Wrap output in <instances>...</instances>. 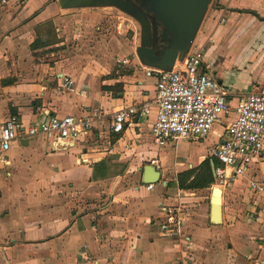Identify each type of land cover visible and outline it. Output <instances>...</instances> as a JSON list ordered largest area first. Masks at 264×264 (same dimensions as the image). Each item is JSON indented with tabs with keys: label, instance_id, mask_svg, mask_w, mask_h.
<instances>
[{
	"label": "crops",
	"instance_id": "crops-1",
	"mask_svg": "<svg viewBox=\"0 0 264 264\" xmlns=\"http://www.w3.org/2000/svg\"><path fill=\"white\" fill-rule=\"evenodd\" d=\"M214 1L191 48L202 50L207 70L229 89L234 105L264 85V0ZM62 9L57 0L0 3V120L16 114L26 126L43 114L83 115L93 108L103 119L65 150L48 152L39 137L12 142L10 163L0 169V264H264V197L248 188L264 166L222 188V221L212 224L210 196L204 188H179L177 174L209 156L222 128L215 138L212 127L194 162L162 178L165 161L175 158L159 157L162 146L150 133L154 106L121 132L109 129L117 109L155 97L137 46L96 35L98 18L82 12L72 14L80 48L64 55L70 29L64 21L59 26ZM45 36L52 43L41 45ZM124 58L129 62L121 63ZM65 78L72 88L62 87ZM153 157L160 179L150 189L141 180L123 186L126 173L110 174L114 166L125 164L128 172L135 164L141 179L140 168ZM160 204L183 208L177 229H161Z\"/></svg>",
	"mask_w": 264,
	"mask_h": 264
},
{
	"label": "built area",
	"instance_id": "built-area-1",
	"mask_svg": "<svg viewBox=\"0 0 264 264\" xmlns=\"http://www.w3.org/2000/svg\"><path fill=\"white\" fill-rule=\"evenodd\" d=\"M6 2L0 0V3ZM120 61L128 63L129 59ZM208 67L204 53L197 48H191L183 61H176L171 69L145 66V75L155 80L152 103L123 105L113 113L109 129L121 132L126 122L137 114L148 116L153 106L150 133L157 146L178 138L203 139L218 123L223 127L222 141L210 148L209 156L218 162L214 175L216 183L224 187L250 167L264 166V85L242 94L232 105L227 99L229 89L211 75ZM72 86L73 80L65 78L62 87L68 89ZM102 119L103 111L93 108L83 115L43 114L25 126L16 114H9L0 120V169L9 165L7 152L21 135L39 137L51 149L65 150L74 140L92 131L94 124ZM149 162L158 166L154 157ZM152 186L153 183L146 184L149 189ZM248 188L264 197V175L249 180ZM160 209L165 216L161 229H177L185 216L183 208L160 204ZM190 247L186 239L185 248Z\"/></svg>",
	"mask_w": 264,
	"mask_h": 264
},
{
	"label": "water",
	"instance_id": "water-1",
	"mask_svg": "<svg viewBox=\"0 0 264 264\" xmlns=\"http://www.w3.org/2000/svg\"><path fill=\"white\" fill-rule=\"evenodd\" d=\"M61 8L113 6L133 17L139 25V44L135 54L140 63L159 69H171L183 61L191 49L201 22L212 0H147L146 8L131 0H57ZM158 37L166 42L157 46ZM214 174L215 164L210 160ZM141 182L156 183L160 171L153 164L141 168ZM210 222L222 221V188L211 187Z\"/></svg>",
	"mask_w": 264,
	"mask_h": 264
},
{
	"label": "rangeland",
	"instance_id": "rangeland-1",
	"mask_svg": "<svg viewBox=\"0 0 264 264\" xmlns=\"http://www.w3.org/2000/svg\"><path fill=\"white\" fill-rule=\"evenodd\" d=\"M56 1V0H54ZM212 5H215V1L212 0L208 6V8ZM61 10V9H59ZM63 13L60 14L61 21L59 26L62 24V21H64V27H67L70 29L68 31V34L66 33L65 36H67V43L63 46L62 54L73 53L80 48V42L78 39H75L73 37V28L74 26H77V22H74L73 26V19L72 14H81L84 12L87 14V17H97L99 20L96 24L97 29L95 30V34H101L104 33V35H108V38L111 36H115L116 39L119 41L124 42V44H127L128 46H137L139 44V25L137 21L129 16L128 14L120 11L119 9L113 7V6H100V7H79V8H66L62 9ZM59 12V11H58ZM61 12V11H60ZM207 12V11H206ZM68 16L70 18L68 19ZM86 17V18H87ZM89 19V18H88ZM80 22V20H78ZM70 22V23H69ZM120 28H117V24L120 23ZM66 23V24H65ZM98 26H101L103 29V32H101L100 29H98ZM200 28V27H199ZM107 30V31H106ZM104 46H106L105 42ZM101 42V44H102ZM93 44V43H92ZM91 46V42H90ZM218 124V123H215ZM213 128L215 130V138H217V133L221 132V128L223 131V127L221 125H213ZM205 139V138H204ZM204 139L200 140H189L185 138H178L174 139L170 142H167L164 146H162L161 151L159 153L160 159L165 156V154L169 157H174L175 159H168L165 161L163 168L165 169L166 174L163 175L162 178L165 180L168 178H172L174 173L177 170H182L186 167V164L189 162H194L199 155L204 151L205 149V142ZM44 142V141H43ZM221 140L218 142L220 143ZM45 143V147L47 148L48 152H55V151H61L60 149H51L50 146H48L47 142ZM127 165H118L114 166L110 170V174H119L121 176L125 175L122 184L123 186H127L128 184H131L134 180V182H140V175L139 171L136 170L135 164L131 166L130 171L125 172ZM109 169L106 170L105 174H108ZM141 174V171H140ZM247 174V173H246ZM248 175H244L240 177V180L246 181ZM213 185H219L216 182L212 183L208 188H204L203 192L206 196H210V190ZM110 187V183H108V188ZM223 188V186H220Z\"/></svg>",
	"mask_w": 264,
	"mask_h": 264
},
{
	"label": "trees",
	"instance_id": "trees-1",
	"mask_svg": "<svg viewBox=\"0 0 264 264\" xmlns=\"http://www.w3.org/2000/svg\"><path fill=\"white\" fill-rule=\"evenodd\" d=\"M264 19V18H261ZM39 41L41 45H47L50 42L49 36H45L44 39ZM36 43L31 44L35 46ZM210 159H213L215 165H218V162L213 157H206L201 161L197 166L181 171L177 174V183L181 189H197V188H207L214 182V176L211 172Z\"/></svg>",
	"mask_w": 264,
	"mask_h": 264
},
{
	"label": "flooded vegetation",
	"instance_id": "flooded-vegetation-1",
	"mask_svg": "<svg viewBox=\"0 0 264 264\" xmlns=\"http://www.w3.org/2000/svg\"><path fill=\"white\" fill-rule=\"evenodd\" d=\"M131 1L134 2L138 6H142L143 8H146L145 4L149 2L147 0H131ZM165 44H166V42L164 40H162L160 37H158L157 46H162Z\"/></svg>",
	"mask_w": 264,
	"mask_h": 264
}]
</instances>
